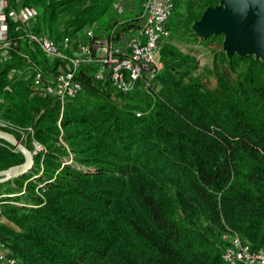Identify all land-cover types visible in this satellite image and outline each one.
Here are the masks:
<instances>
[{
	"label": "trees",
	"instance_id": "obj_1",
	"mask_svg": "<svg viewBox=\"0 0 264 264\" xmlns=\"http://www.w3.org/2000/svg\"><path fill=\"white\" fill-rule=\"evenodd\" d=\"M6 1L35 8L33 29L56 43L113 19L106 0ZM163 48L158 89L113 97L82 76V92L63 106L8 78L24 67L17 54L0 63V121L26 131L28 150L42 146L28 173L0 183V202L24 200L6 203L18 228L0 226L9 255L22 264H221L223 234L264 250V62L220 52L209 88L190 77L192 57ZM12 150L0 140V171L24 162Z\"/></svg>",
	"mask_w": 264,
	"mask_h": 264
},
{
	"label": "built area",
	"instance_id": "obj_2",
	"mask_svg": "<svg viewBox=\"0 0 264 264\" xmlns=\"http://www.w3.org/2000/svg\"><path fill=\"white\" fill-rule=\"evenodd\" d=\"M175 2L112 0L110 24L94 21L83 34L79 35L80 30L56 43L46 33L33 29L38 16L35 8L7 9V1L0 0V63L9 62L17 54L24 67L11 69L8 78L27 74L24 79L32 94L55 100L61 106L82 92V76L113 97L130 93L137 86L158 89L155 79L160 72L161 50L169 38L166 24ZM10 24L14 38L8 37ZM35 53L48 65L34 61L31 54ZM0 126L18 129L11 123ZM221 240V264H264V250L253 251L237 234H223ZM0 261L22 264L9 254H0Z\"/></svg>",
	"mask_w": 264,
	"mask_h": 264
},
{
	"label": "rangeland",
	"instance_id": "obj_3",
	"mask_svg": "<svg viewBox=\"0 0 264 264\" xmlns=\"http://www.w3.org/2000/svg\"><path fill=\"white\" fill-rule=\"evenodd\" d=\"M111 1L112 0H110V2L106 0L104 5L107 6L109 3L111 4ZM215 7H222L221 0H176L175 9L172 12L166 24V27L169 31V38L168 40H166L164 44L165 49L168 48L176 49L178 52L192 57L196 63V69L191 72L190 77L199 80L201 83H203L209 88H213L215 86V81L213 78V63L216 55L220 52L224 53L226 57H228L229 55L226 51L223 50V46H222L224 39L223 35H210L207 38L202 39L198 37L194 29V26L199 21V17L207 9L215 8ZM109 10H110V6H109ZM63 21L65 20H62L60 22L61 24L58 23L57 26L59 29H61V25ZM84 30L85 29H82L80 33L78 32L79 35L83 34ZM42 32L46 33L51 38H53L49 31L42 30ZM69 32H73V29H70ZM233 55L244 57L241 56L240 54H233ZM246 56H252L253 58L264 62V55H260V56L246 55ZM164 67H165V62L162 58L160 72ZM25 76H27V74L23 75L20 79L27 87V81L26 79H24ZM30 95H34V94L30 92ZM0 102H2L1 98H0ZM4 123L7 124L9 122L0 121V124H4ZM3 128L9 129L8 127H3ZM16 131L20 134V139L18 141H20V143L23 146H25L26 131H23L22 129H17ZM41 150H42L41 145H39L36 142H32V148L29 151L33 155H36ZM12 151L14 153L18 152L15 148H13ZM35 191H37V189ZM10 199H11L10 202L8 201L0 202V226H4L8 230L15 232L18 231V228L13 223L10 222L7 216L4 215L6 209H8L5 207H8L11 204L13 205L23 204L24 200L19 202H14L13 198ZM6 203H8L9 205H6ZM2 204H4L5 206H3ZM2 246L4 245L0 244V248ZM2 250L4 252L7 250V254H10L6 246L0 249V251Z\"/></svg>",
	"mask_w": 264,
	"mask_h": 264
},
{
	"label": "water",
	"instance_id": "obj_4",
	"mask_svg": "<svg viewBox=\"0 0 264 264\" xmlns=\"http://www.w3.org/2000/svg\"><path fill=\"white\" fill-rule=\"evenodd\" d=\"M222 7L207 9L195 24L198 37L223 35V50L228 57L233 54L264 55L257 47L254 36L264 33V0H221ZM0 140L15 148L24 162L0 171V183L16 179L28 173L33 166V154L11 133L0 129Z\"/></svg>",
	"mask_w": 264,
	"mask_h": 264
},
{
	"label": "clouds",
	"instance_id": "obj_5",
	"mask_svg": "<svg viewBox=\"0 0 264 264\" xmlns=\"http://www.w3.org/2000/svg\"><path fill=\"white\" fill-rule=\"evenodd\" d=\"M254 41L257 47L264 49V33L257 31L256 35L254 36Z\"/></svg>",
	"mask_w": 264,
	"mask_h": 264
},
{
	"label": "crops",
	"instance_id": "obj_6",
	"mask_svg": "<svg viewBox=\"0 0 264 264\" xmlns=\"http://www.w3.org/2000/svg\"><path fill=\"white\" fill-rule=\"evenodd\" d=\"M1 248H3V247H1ZM1 248H0V249H1ZM0 254H2V255H3V254H7V250H6L5 252H4L3 250L0 251ZM0 264H4V263L0 261Z\"/></svg>",
	"mask_w": 264,
	"mask_h": 264
}]
</instances>
